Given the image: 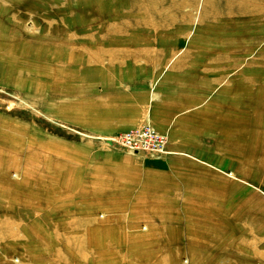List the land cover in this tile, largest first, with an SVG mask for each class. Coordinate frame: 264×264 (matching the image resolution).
Wrapping results in <instances>:
<instances>
[{
    "label": "rangeland",
    "instance_id": "1",
    "mask_svg": "<svg viewBox=\"0 0 264 264\" xmlns=\"http://www.w3.org/2000/svg\"><path fill=\"white\" fill-rule=\"evenodd\" d=\"M146 123L164 156L111 141ZM0 253L264 264V0H0Z\"/></svg>",
    "mask_w": 264,
    "mask_h": 264
},
{
    "label": "crops",
    "instance_id": "2",
    "mask_svg": "<svg viewBox=\"0 0 264 264\" xmlns=\"http://www.w3.org/2000/svg\"><path fill=\"white\" fill-rule=\"evenodd\" d=\"M189 88L190 90L186 93L184 87L178 88L176 85H168V89L165 90V93H167L169 98L167 97L162 102L160 101L154 104L152 108L153 117H155L156 121L157 117L165 119L161 124L162 128H166L170 124L172 125L175 118L185 110L192 108L195 101H199V95L194 96L193 91L191 92L192 87L190 86ZM194 124V116L192 115L184 119L181 118L178 127L172 130L174 138L178 137V132L182 127L193 128ZM0 261L5 264H20L21 262V260L17 261L16 257L14 255L11 256L9 253H0Z\"/></svg>",
    "mask_w": 264,
    "mask_h": 264
},
{
    "label": "built area",
    "instance_id": "3",
    "mask_svg": "<svg viewBox=\"0 0 264 264\" xmlns=\"http://www.w3.org/2000/svg\"><path fill=\"white\" fill-rule=\"evenodd\" d=\"M111 141L130 151L148 153L156 157L168 153L166 150L168 136L160 133L150 123L117 135L111 138Z\"/></svg>",
    "mask_w": 264,
    "mask_h": 264
}]
</instances>
